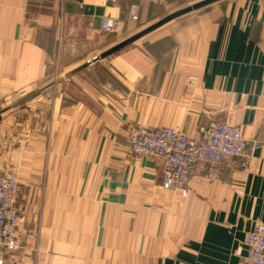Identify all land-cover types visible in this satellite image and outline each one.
Returning a JSON list of instances; mask_svg holds the SVG:
<instances>
[{"label":"crops","instance_id":"0c3cea01","mask_svg":"<svg viewBox=\"0 0 264 264\" xmlns=\"http://www.w3.org/2000/svg\"><path fill=\"white\" fill-rule=\"evenodd\" d=\"M167 4L0 0V110L41 90L0 115V169L24 183L4 264L244 263L246 232L264 224V0H223L93 60L103 17L130 37L187 7ZM214 120L241 128L249 164L216 180L195 169L187 195L128 141L135 122L198 136Z\"/></svg>","mask_w":264,"mask_h":264},{"label":"built area","instance_id":"2783aa9c","mask_svg":"<svg viewBox=\"0 0 264 264\" xmlns=\"http://www.w3.org/2000/svg\"><path fill=\"white\" fill-rule=\"evenodd\" d=\"M130 17L138 19L136 5H132ZM121 20L117 16H105L102 28L117 31ZM128 141L136 156L157 155L163 159L165 189L189 193V180L195 169L201 170L210 180L220 177L221 169L244 159L247 167V140L239 126L224 120H214L202 128L200 135L193 136L181 129L163 126L149 127L141 122L131 125ZM23 194L21 182L14 176L0 174V246L14 249L23 215L20 198ZM249 251L243 264H264V224L259 223L245 234ZM0 264H4L0 258Z\"/></svg>","mask_w":264,"mask_h":264},{"label":"water","instance_id":"95a60500","mask_svg":"<svg viewBox=\"0 0 264 264\" xmlns=\"http://www.w3.org/2000/svg\"><path fill=\"white\" fill-rule=\"evenodd\" d=\"M214 1H217V0H202V1L196 2V3L193 4V5L187 6V7L182 8V9L176 11V12H173V13L167 15L166 17L162 18L161 20L157 21L156 23H154V24L148 26L147 28L143 29L142 31H140V32H138V33H136V34H134V35H132V36H130V37H128V38L122 40L121 42L115 44V45L112 46L111 48H109V49H107L106 51L102 52L101 54L95 56V57L93 58V60H94V61H97V60H99V59H101V58H104V57H106V56H108V55L114 53L115 51H117V50L123 48L124 46H126V45H128V44L134 42L135 40L139 39L140 37H142L143 35L147 34L148 32H150V31L156 29L157 27L163 25L164 23H166V22L172 20L173 18H175V17H177V16H180V15H182V14H184V13H187V12L193 10V9H197V8L202 7V6H205V5H207V4H209V3H212V2H214ZM91 62H92V61H87V62H85V63H83V64L77 66L76 68L70 70L69 72L66 73L65 77H69V76H71L72 74H74V73H76V72L82 70L83 68L87 67ZM40 91H41V90H37V91H35V92L29 94L28 96H26V97L20 99V100L17 101L15 104H13V105H11V106H8V107H6V108L0 110V115H1L2 113H4L5 111L11 109L13 106L18 105V104H21V103H23L24 101L28 100L29 98L33 97L34 95L38 94Z\"/></svg>","mask_w":264,"mask_h":264},{"label":"rangeland","instance_id":"374dc122","mask_svg":"<svg viewBox=\"0 0 264 264\" xmlns=\"http://www.w3.org/2000/svg\"><path fill=\"white\" fill-rule=\"evenodd\" d=\"M197 1H200V0H168V4H167V8H166L165 14H168L171 11L173 12L176 9L188 6L190 4H193V3L197 2ZM222 1L223 0L218 1L216 3H213L212 5H209L207 7L200 8V9H197V10H193V11H191V12H189V13L183 15V16H180L178 18H175V19L171 20L170 22H168V24H177V23L187 22L186 20L188 18H192L193 16H196L195 14H199L200 12L209 9L212 6L221 3ZM117 31H112V32L111 31H106V32H109L110 34H108L107 36H102L101 42H100L101 45H100V48H99L98 51H100V52L105 51L110 46H112L114 44H117V43L121 42L122 40L126 39L128 37V35H129V34H118ZM97 66L98 65H95V68ZM51 67H52L51 70L54 72L55 75L56 74L59 75L60 73L63 72V65L59 64L58 62L53 63V65ZM0 174H8V175H12V176L16 177L21 182V184L23 186V189H24V183L20 180V178L18 176H15L12 173H5V171H3L1 169H0Z\"/></svg>","mask_w":264,"mask_h":264}]
</instances>
